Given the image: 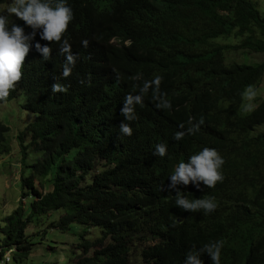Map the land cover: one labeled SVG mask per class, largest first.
Wrapping results in <instances>:
<instances>
[{
  "label": "trees",
  "instance_id": "trees-1",
  "mask_svg": "<svg viewBox=\"0 0 264 264\" xmlns=\"http://www.w3.org/2000/svg\"><path fill=\"white\" fill-rule=\"evenodd\" d=\"M67 5L73 15L62 39L76 54L71 74L61 76L58 42L37 35L51 48L49 59L30 48L20 80L0 100L4 105L21 95V110L33 116L13 139L0 123V160L9 158L12 140L20 169L28 155L36 156L29 176L19 179L23 202L0 222V260L10 254L28 260L37 227L51 220L47 227L61 232L73 225L102 232L95 241L82 239L75 247L80 254L69 264H178L192 249L215 240L225 242L219 264H264V133L251 135L264 125V99L255 94L258 106L244 113L241 97L248 85L255 93L264 89V62L246 66L222 58L225 51L264 56V17L256 5L249 0H67ZM12 22L31 31L15 16ZM228 39L237 45L221 43ZM172 53L188 59L186 75H170ZM139 60L158 65V87L150 83L140 92L153 78L136 77ZM97 63L100 70H91ZM176 80L179 92L167 94L164 116L146 110L132 121H117L116 104L128 82L130 94L144 97ZM55 82L66 90L53 93ZM201 117L198 132L173 140L176 131L191 126L189 119L195 124ZM122 122L131 135L119 131ZM158 138L167 151L153 158L149 146ZM203 147L222 157L223 179L211 188L201 182L199 188L189 183L177 189L189 199L214 197L216 207L206 214L176 206V191L167 187L174 166ZM98 161L104 169L96 167ZM199 259L211 264L207 254Z\"/></svg>",
  "mask_w": 264,
  "mask_h": 264
},
{
  "label": "clouds",
  "instance_id": "clouds-1",
  "mask_svg": "<svg viewBox=\"0 0 264 264\" xmlns=\"http://www.w3.org/2000/svg\"><path fill=\"white\" fill-rule=\"evenodd\" d=\"M72 15V10L67 5V0H8L6 3H0V100L6 98L9 95V91L20 80L21 66L30 48H35L41 54L43 60L47 61L49 59L51 48L48 44H41L37 41L35 39L37 35H39L40 40L58 42L59 53L64 56L61 76L68 77L71 74L76 54L71 51V45L68 40L66 38L62 39V35L72 20ZM12 16L22 20L25 26L30 27L31 31L25 33L24 27L11 21L10 17ZM108 42L110 45H116L115 40L110 39ZM87 43L86 40L81 41L82 46L86 47ZM124 45L127 46V43H124ZM138 63L139 69L136 70V77L151 76L153 78L151 81L144 82L140 92L147 90L150 83L158 87L160 83V71L155 69L158 65L141 62L140 60ZM169 63V73L174 77L186 75L185 70L191 67V65L187 64L188 59L178 53L171 54ZM225 63L231 64L226 61ZM96 65L99 68L91 70L99 71L102 65L98 63ZM179 85L180 81L176 80L173 86L167 87L165 90V86H162L152 95L141 97L139 94H130V84L128 82L126 86L127 94L123 100L116 104L117 121H132L136 117L135 113H139L142 116V113L146 110H153L159 115L164 116L163 111L169 106L167 94L179 92ZM65 90L64 85L59 82L51 85L53 93L64 92ZM255 94L253 87L248 85L241 92V97L242 99H246L247 102H251L250 100ZM250 108L251 105L244 104L242 110L249 111ZM189 123L191 124L190 127L183 131H176L173 134V140L179 141L186 133L191 135L198 132L200 125L203 124V118L201 117L195 124H192L191 119H189ZM178 127L184 129L183 124ZM119 131L123 135H131L132 129L122 122L119 126ZM254 132L251 133L252 136H254ZM149 148L150 155L153 158L156 156L164 157L167 151V145L160 138L152 141ZM222 164V157L215 148L210 147H203L196 153L188 156L186 162H178L167 178L169 182L167 187L170 190L176 191L175 205L189 211L202 209L205 214L215 209L214 197L204 195L202 198L189 199L179 192L177 186L191 183L194 187L199 188L202 182L203 185L211 188L217 181L223 179L219 171ZM96 167L102 170L105 168V165L102 161H98ZM224 246L225 242L222 240L210 241L203 244L201 248H194L186 253L178 264H203V261L199 258H202L206 254L210 258L211 264H219L220 250Z\"/></svg>",
  "mask_w": 264,
  "mask_h": 264
},
{
  "label": "rangeland",
  "instance_id": "rangeland-1",
  "mask_svg": "<svg viewBox=\"0 0 264 264\" xmlns=\"http://www.w3.org/2000/svg\"><path fill=\"white\" fill-rule=\"evenodd\" d=\"M249 1L256 5L260 15L264 17V0ZM10 19L12 21V17ZM221 43L224 45H237V41L233 39L221 41ZM222 58L227 63H241L251 66L264 62V56L254 55L249 52L225 51ZM255 98L256 100L258 98L264 99V89L258 91ZM22 101L23 98L19 95L14 101L0 105V123L9 129L7 137H11L12 139L13 136L17 135L33 121L32 115L28 116L21 110ZM250 101H245V104L251 105V108L249 111H244V113H250L260 102L254 103L253 98ZM260 133H264V125L258 127L253 135L255 136ZM35 157V154L28 155L23 162V165L26 167L20 169V156L15 142L12 140L9 158L0 160V222L17 208L18 202H23L20 196L19 179L21 176L25 178L29 176L30 170L28 167L32 165ZM50 221H44L37 227L36 232L38 234L34 233L33 242L35 244L32 247V253L28 260H15L10 254L3 256L0 264H69V258H72L74 254H80V251L75 247L82 239L92 242L102 237L101 230L92 231V229L86 232L77 225H73L67 232H61L59 229H49L47 226ZM27 232L29 233L30 230L28 229ZM43 232L47 234L44 235Z\"/></svg>",
  "mask_w": 264,
  "mask_h": 264
}]
</instances>
